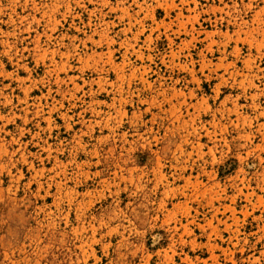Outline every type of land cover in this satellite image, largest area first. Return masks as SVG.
Listing matches in <instances>:
<instances>
[{
	"label": "rangeland",
	"instance_id": "rangeland-1",
	"mask_svg": "<svg viewBox=\"0 0 264 264\" xmlns=\"http://www.w3.org/2000/svg\"><path fill=\"white\" fill-rule=\"evenodd\" d=\"M0 264H264V0H0Z\"/></svg>",
	"mask_w": 264,
	"mask_h": 264
}]
</instances>
